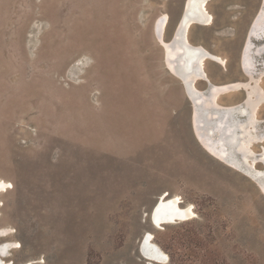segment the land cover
<instances>
[{
  "label": "rangeland",
  "instance_id": "1",
  "mask_svg": "<svg viewBox=\"0 0 264 264\" xmlns=\"http://www.w3.org/2000/svg\"><path fill=\"white\" fill-rule=\"evenodd\" d=\"M183 1L0 0V179L9 182L0 227L13 231L0 242L21 245L6 259L144 264L138 242L150 232L164 264H264V178L253 174L262 163L248 154L231 167L208 153L163 64L153 22L168 14L169 40ZM262 6L214 0L212 25L191 27L190 41L225 58L206 63L210 82L264 89V77L248 79L238 64ZM243 98L238 90L218 102ZM164 193L193 217L153 226Z\"/></svg>",
  "mask_w": 264,
  "mask_h": 264
},
{
  "label": "bare ground",
  "instance_id": "2",
  "mask_svg": "<svg viewBox=\"0 0 264 264\" xmlns=\"http://www.w3.org/2000/svg\"><path fill=\"white\" fill-rule=\"evenodd\" d=\"M212 1L214 0L183 1L182 9L176 23L180 16L183 15L176 33V44L173 46L171 42L165 39V33L169 23L168 14L164 13L156 17L153 22L155 38L162 46L165 69L179 80L187 99L190 101L191 107L188 125L191 135L192 127L196 141L208 153L231 167L241 165L242 158L246 157L248 154L255 155L256 164L259 162L262 163L263 169H257L255 166L253 174L264 178V145L261 146L259 152L254 150L255 145L264 142V118L262 120L258 118L260 107L264 104V89L258 82H256L254 86H249L248 82L245 81H234L221 84L210 82V75L205 69L206 63L211 61L214 64H223L225 58L215 54L200 44H194L189 39V33L193 25H212L214 16L209 8ZM184 57H187V59H184ZM238 64L241 72L248 79L256 78L258 80L264 77V0L263 6L259 11L255 12L249 22L240 49ZM188 65L193 67V69L191 72L187 73V69L190 68L187 67ZM257 65L261 67H257ZM198 81H205L213 86L210 104H203L204 99L197 98V95H202L204 91L196 86ZM244 88L247 90L245 104L236 103L224 105L218 102L220 96L229 92L243 90ZM205 107H214V109L219 111L224 109L230 112L232 114L230 121L232 123H229L231 128L229 124L225 125V122L223 123L222 118H215L217 117V111H213L206 116L203 111L206 109ZM241 116H243L244 119H242L243 117ZM207 117L208 119L213 117L211 119H214V121H209L208 123ZM232 129L234 133H232ZM229 135L235 136L239 141V147L236 151L229 148L228 145L222 141V139H225V137ZM8 186V181L0 179V193L7 191ZM259 192L264 198V181L260 185ZM0 204L2 203L0 202ZM193 213L192 206L181 205L178 196H169L168 193H164L152 205L149 211V219L153 226L161 227L166 224L187 221L193 217ZM11 233H13L12 230L0 227V237L8 236ZM20 247L21 245L17 240L1 241L0 264H38L44 261L43 259V261L27 260L15 263V261L11 259H6L10 256L12 250L19 249ZM140 247H143L142 252L144 254H153L158 259H151L143 256ZM138 252L145 261H147V264H164L167 261V255L153 241L150 232L144 233L140 238L138 242Z\"/></svg>",
  "mask_w": 264,
  "mask_h": 264
},
{
  "label": "water",
  "instance_id": "3",
  "mask_svg": "<svg viewBox=\"0 0 264 264\" xmlns=\"http://www.w3.org/2000/svg\"><path fill=\"white\" fill-rule=\"evenodd\" d=\"M183 15V14H182ZM182 15L180 16V18H179V20H178V22L174 25V27H173V30H172V33H171V36H170V39L168 40L169 42H171V45L173 46V45H175L176 43H175V38H176V33H177V30H178V28H179V26H180V21H181V19H182ZM193 19H195V18H193ZM182 35V34H181ZM177 42V41H176ZM186 56V55H185ZM184 59H187V57H184ZM195 61V60H194ZM187 67H190V65H188ZM192 69H193V67H190V68H188L187 69V73L188 72H191L192 71ZM204 91H203V94L202 95H197V98H201V99H204L203 100V104H205V103H207V104H210L211 103V101H210V96H211V94H212V92H213V86L211 85V84H209V83H206V87L203 89ZM242 92H243V94H244V98H243V100L240 102V104H245V98H246V93H247V90L244 88L243 90H241ZM206 100V101H205ZM206 108V107H205ZM204 111V113L206 114V116H208V114L209 113H211V112H213V111H217V117H215V118H222V120H223V123L225 122V125L226 124H229V123H232V122H230L231 121V118H232V114L230 113V112H228V111H225L224 109L223 110H221V111H219V110H216V109H214V107H210V108H206V109H204L203 110ZM225 117V118H224ZM241 117H243V116H241ZM211 118H213V117H210L209 119H208V117H207V121H208V123H209V121L210 122H212V121H214V119H211ZM242 119H244V117L242 118ZM229 126H230V128H231V125L229 124ZM234 130L232 129V133H234L233 132ZM222 141L224 142V143H226L227 145H228V147L229 148H232L233 150H237V148L239 147V141H238V139L234 136L233 137V135H229V136H227V137H225V139H222ZM152 213V212H151ZM152 218V217H151ZM143 246V245H142ZM142 248L143 247H140V251H141V253L143 254V256H146V257H149V258H151V259H158V258H156L153 254H150V253H147V254H144L143 252H142ZM145 264H147V261H145ZM156 264V263H155Z\"/></svg>",
  "mask_w": 264,
  "mask_h": 264
},
{
  "label": "flooded vegetation",
  "instance_id": "4",
  "mask_svg": "<svg viewBox=\"0 0 264 264\" xmlns=\"http://www.w3.org/2000/svg\"><path fill=\"white\" fill-rule=\"evenodd\" d=\"M241 20L244 21L245 19L241 18ZM248 23H249V22H248ZM247 26H248V25H247ZM245 33H246V32H245ZM244 37H245V34H244V36H243V40H244ZM243 40H242V41H243ZM241 45H242V43H241ZM240 47H241V46H240ZM239 52H240V48H239ZM239 52H238V56H239Z\"/></svg>",
  "mask_w": 264,
  "mask_h": 264
},
{
  "label": "crops",
  "instance_id": "5",
  "mask_svg": "<svg viewBox=\"0 0 264 264\" xmlns=\"http://www.w3.org/2000/svg\"><path fill=\"white\" fill-rule=\"evenodd\" d=\"M224 105H227V104H224ZM228 105H230V104H228Z\"/></svg>",
  "mask_w": 264,
  "mask_h": 264
}]
</instances>
